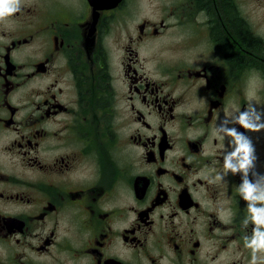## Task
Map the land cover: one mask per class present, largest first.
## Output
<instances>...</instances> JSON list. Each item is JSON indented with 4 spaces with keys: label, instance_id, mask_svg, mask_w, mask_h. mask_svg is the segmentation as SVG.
<instances>
[{
    "label": "flooded vegetation",
    "instance_id": "flooded-vegetation-1",
    "mask_svg": "<svg viewBox=\"0 0 264 264\" xmlns=\"http://www.w3.org/2000/svg\"><path fill=\"white\" fill-rule=\"evenodd\" d=\"M133 1L0 0V264H264V0Z\"/></svg>",
    "mask_w": 264,
    "mask_h": 264
},
{
    "label": "clouds",
    "instance_id": "clouds-1",
    "mask_svg": "<svg viewBox=\"0 0 264 264\" xmlns=\"http://www.w3.org/2000/svg\"><path fill=\"white\" fill-rule=\"evenodd\" d=\"M16 3H19V0H16ZM16 11V8L14 7H8L7 5H5L2 9H0V16H2L5 12H13ZM253 193V189L251 187H247L245 189H242V194L244 195L245 199H248L249 197L252 196ZM260 198H264V193L261 194ZM262 237H264V234H262ZM253 244H256L257 241L253 240L252 242Z\"/></svg>",
    "mask_w": 264,
    "mask_h": 264
},
{
    "label": "water",
    "instance_id": "water-1",
    "mask_svg": "<svg viewBox=\"0 0 264 264\" xmlns=\"http://www.w3.org/2000/svg\"><path fill=\"white\" fill-rule=\"evenodd\" d=\"M119 0H114V4H116ZM98 7L108 6L110 5L109 2H112V0H95Z\"/></svg>",
    "mask_w": 264,
    "mask_h": 264
},
{
    "label": "rangeland",
    "instance_id": "rangeland-1",
    "mask_svg": "<svg viewBox=\"0 0 264 264\" xmlns=\"http://www.w3.org/2000/svg\"><path fill=\"white\" fill-rule=\"evenodd\" d=\"M133 3L137 4V7H138V5H139V0H137V1L134 0ZM142 3H143V1H142ZM139 6H140V5H139ZM148 6H149V5H148V2H146V0H144V3H143L140 7H138V8H139V11H138V8H137V14L140 13L141 11H143L144 9H146Z\"/></svg>",
    "mask_w": 264,
    "mask_h": 264
}]
</instances>
